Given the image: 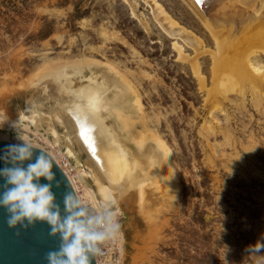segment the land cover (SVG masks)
Listing matches in <instances>:
<instances>
[{"label":"rangeland","instance_id":"rangeland-1","mask_svg":"<svg viewBox=\"0 0 264 264\" xmlns=\"http://www.w3.org/2000/svg\"><path fill=\"white\" fill-rule=\"evenodd\" d=\"M159 9L171 18L165 22L175 20L192 40L168 32ZM193 10L188 0H0V111L26 117L0 124V136L26 139L68 160L74 172L82 171L78 184L98 192L97 182L104 180L92 156L55 118L57 102L32 84L47 61L87 58L98 63L97 71L86 72L81 92H91L95 81L106 84L111 64L140 98L142 110L132 115L129 143L123 144L130 155L133 140L153 131L172 151L176 200L170 189L149 188L144 201L132 189L102 208L106 222L121 224L116 239L96 222L95 235L105 232L112 240L109 248L101 246L103 264H110L111 253L120 257L118 241L120 264H264V247L256 246L264 244V88L259 97L245 87L243 99L238 83L227 99L221 97L212 81L214 41ZM175 44L190 61L179 60ZM262 54L257 58L264 64Z\"/></svg>","mask_w":264,"mask_h":264},{"label":"bare ground","instance_id":"bare-ground-1","mask_svg":"<svg viewBox=\"0 0 264 264\" xmlns=\"http://www.w3.org/2000/svg\"><path fill=\"white\" fill-rule=\"evenodd\" d=\"M188 2L214 41L212 81L213 85L220 88L221 97L227 99V95L235 92L238 83L244 88L238 91L243 99L246 94L245 87H251L250 89L261 97V89L264 88V64L258 61L257 57L264 52V0H188ZM156 12L161 25L168 32L173 35L183 34L187 40H192L190 33L186 34L184 29L179 28L175 20L172 21L174 24L171 21L165 22L171 18L166 17L160 9ZM175 47L179 49V60L190 61L183 57L180 47L176 44ZM257 48H261V51ZM97 65L95 60L87 58L62 64L53 60L47 61L33 76L35 78L32 83L42 87L47 99L57 102L60 110L55 118L60 123H66L80 146L82 145L92 156L100 178L103 177L101 180L104 181L97 182L98 192L85 184L80 186L78 182L82 171L77 167V171L74 172L68 160L62 161L58 156L51 154L71 182L93 235L96 222H100L104 229L111 231L112 224L105 221L102 208L109 207L123 192L136 189L142 201L149 188L160 193L170 189L173 200H176L178 192L172 151L159 134L154 131L150 134L144 132L138 138L132 139L135 143L136 157L131 156L128 148L123 146L124 143H129L127 131L134 124L132 115L136 109L142 110L140 98L134 92L133 83L128 76L109 64L108 71L112 76L108 82L101 86L95 81L91 92H81L79 85L81 80L85 78L86 72L95 73ZM190 65L195 76L204 83L205 78L202 77L200 66L193 62ZM106 88L112 92L109 94ZM219 106L217 105L218 108ZM23 118H26L23 113L11 119L6 112L0 111L1 125H16ZM30 118L28 119L31 120ZM36 136L42 139L41 135ZM16 139L20 140L18 143L29 144L26 139L22 140L19 137ZM0 140L11 141L2 136ZM71 155L72 150L69 149L68 156ZM100 236L103 239L93 241L97 264H103L102 260L106 258L104 246L102 248L101 246L107 245L109 248L108 242H112L105 232ZM118 243L120 257L114 260L112 253L109 254L107 259L110 264H120V260H123V242Z\"/></svg>","mask_w":264,"mask_h":264},{"label":"clouds","instance_id":"clouds-1","mask_svg":"<svg viewBox=\"0 0 264 264\" xmlns=\"http://www.w3.org/2000/svg\"><path fill=\"white\" fill-rule=\"evenodd\" d=\"M10 151L18 153L20 160L31 159L33 156L32 146L27 144L12 145ZM53 163V160L42 152L36 162L28 164L26 168L0 170V176H3L9 185L0 192V208L6 210L10 228L16 229L18 225L28 228L29 225L42 221L51 226L52 235H56L57 232L62 235L64 243L59 250L47 253L48 264H90L89 252H93L91 242L101 240L103 237L90 234L72 215L61 218L58 206L54 204L55 196L50 184L39 182L41 179L53 180ZM65 204L70 210L71 196L65 198ZM120 230L119 220L114 219L111 225L113 238L118 239L121 235ZM256 246L264 247V244L258 242Z\"/></svg>","mask_w":264,"mask_h":264},{"label":"water","instance_id":"water-1","mask_svg":"<svg viewBox=\"0 0 264 264\" xmlns=\"http://www.w3.org/2000/svg\"><path fill=\"white\" fill-rule=\"evenodd\" d=\"M22 144L25 143L0 140V170L13 167L26 168L28 164L35 163L42 152L47 154L54 162L52 169L54 178L52 181L41 179L39 182L50 184L51 191L55 196L54 204L58 206L61 218L72 215L91 234L82 206L62 168L45 150L34 146H32V158L20 160L18 153L10 151V146ZM7 187L9 185L6 184L4 177L0 176V192H3ZM68 196L72 197L70 210L65 204V198ZM7 215L6 210L0 208V264H48L47 253L59 250L61 244L64 243L62 235L59 232L52 235L51 226L42 221H37L35 224L29 225L28 228H23L20 225L16 229L10 228L7 223ZM85 247H88L87 243ZM91 247L93 252H89L90 264H97L93 241Z\"/></svg>","mask_w":264,"mask_h":264},{"label":"built area","instance_id":"built-area-1","mask_svg":"<svg viewBox=\"0 0 264 264\" xmlns=\"http://www.w3.org/2000/svg\"><path fill=\"white\" fill-rule=\"evenodd\" d=\"M104 252H105V249L103 248ZM96 252V251H95ZM104 252H102L104 254Z\"/></svg>","mask_w":264,"mask_h":264}]
</instances>
